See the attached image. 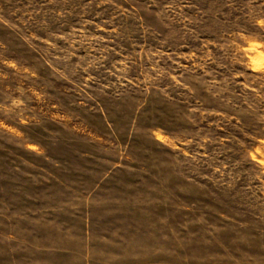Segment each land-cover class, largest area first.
<instances>
[{
  "label": "rangeland",
  "instance_id": "obj_1",
  "mask_svg": "<svg viewBox=\"0 0 264 264\" xmlns=\"http://www.w3.org/2000/svg\"><path fill=\"white\" fill-rule=\"evenodd\" d=\"M0 264H264V0H0Z\"/></svg>",
  "mask_w": 264,
  "mask_h": 264
}]
</instances>
